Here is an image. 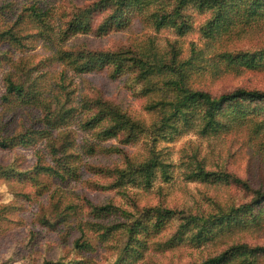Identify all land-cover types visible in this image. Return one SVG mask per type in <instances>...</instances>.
Returning <instances> with one entry per match:
<instances>
[{"label":"rangeland","instance_id":"1","mask_svg":"<svg viewBox=\"0 0 264 264\" xmlns=\"http://www.w3.org/2000/svg\"><path fill=\"white\" fill-rule=\"evenodd\" d=\"M100 1L0 0V34L13 35L0 39V142L31 138L0 147V264H200L236 245L264 247V205L254 210L255 221L243 215L242 224L224 223L202 238L199 227L179 219L222 215L249 203L251 191H264V104L225 105L205 133L199 107L183 110V118L172 106L180 87L213 97L264 92V9L235 1L206 38L202 28L212 13L193 3L182 7L179 34L155 26L152 16L176 0H139L119 16L112 2ZM73 19L76 30L68 27ZM89 51L124 52L145 66L116 77L112 66L76 70ZM227 53L256 54L257 65ZM6 79L33 99L8 96ZM99 105L142 128L104 138L105 120L87 125ZM150 160L158 166L147 186L129 166ZM38 166L58 174L37 173ZM199 169L239 178L251 191L229 179L200 180ZM162 209L176 215L158 218ZM85 241L91 252L75 247ZM227 264H264V253Z\"/></svg>","mask_w":264,"mask_h":264},{"label":"trees","instance_id":"2","mask_svg":"<svg viewBox=\"0 0 264 264\" xmlns=\"http://www.w3.org/2000/svg\"><path fill=\"white\" fill-rule=\"evenodd\" d=\"M139 0H102L99 4H106L110 5L112 2V5L115 6L116 10L115 12L118 13V16L121 15L124 10L127 9V7L130 4H133L138 2ZM235 1L238 0H176V2L173 4V7L168 9H163L160 13H156L155 15L152 14L154 17V20L156 22L155 26L163 27L165 25H169L171 27H174L179 34H182L185 27V21L183 19V16H181V10L182 7L186 6L189 3H193L197 5L199 9H206L210 10L212 13L211 18L206 23L205 27L202 28L204 31V36L210 37L212 36L213 31L218 27L219 22H223L226 19V11L228 9V6L233 4ZM244 1V0H242ZM253 3L249 4V7L252 8L253 12L256 10L264 9L263 4L264 0H252ZM97 6V4H96ZM31 12L34 16L39 18V14L36 13L34 8H31ZM85 14L84 12H82ZM151 18V17H150ZM78 21L73 19L68 23V27L70 30H76L78 26ZM117 24V23H116ZM76 25V27H75ZM4 36H9L10 38H13V35L9 32H3L0 34V39ZM233 57L230 54H225L224 56L228 60H237L235 58H239L240 64L247 65L250 68L255 67L257 64L255 63V57L256 54L252 55H240ZM140 62V63H139ZM89 63H92L90 66H112L113 67V75L119 74L124 68H142L144 67L141 64V61L132 56L131 58L127 59L126 53L124 52H118V53H110V52H90L88 53L87 61L83 63L80 67H77L76 70L80 72H86L87 70H90V66H88ZM125 64H129L128 66ZM151 67L148 68V71ZM146 71V69L144 70ZM116 77V76H115ZM5 91L6 94L10 97L14 96V98L20 99V100H32L33 95L31 93L30 96H28V92L25 90V88L21 84H15L11 82V80L6 79L5 80ZM178 96L176 102L172 105L174 109V117L180 114L185 118V112L183 110L192 109L193 107H199L201 109L202 113V119L204 120V125L202 131L205 133V131L208 128L214 129L215 119L217 116V112L225 105L229 104H238V103H262L264 104V92H260L258 90H245V89H236L230 93L222 94L218 97H213L208 93L205 92H199V91H191L186 88L180 87L178 89ZM25 97V98H24ZM6 97H4L5 99ZM101 113L95 115L90 121H88L87 125H92L93 123L99 124L102 121L107 122V127H105L101 131V135L104 136V138H108L112 134L116 132H125L127 135L130 134H138V131L142 128L138 123L132 121L127 115L121 113L119 110H117L115 107L110 105H99ZM98 107V109H99ZM108 136V137H107ZM31 138L25 135L16 136L13 138H7L0 142L1 148H11L17 145H27L30 143ZM155 160H150L147 163H144L139 166H129V172L132 175H138L142 178L144 184L147 186L150 185L151 178L154 175V171L157 168L158 164ZM57 163H60L59 161ZM63 163V162H62ZM64 166V164H61ZM36 172H41L44 174H58V172H55L53 167H46V166H38L35 168ZM34 169V170H35ZM195 176L198 177L200 180H211L212 178L215 180H223L227 181L228 179L231 180L234 184H237L241 186L244 190L251 191L249 188V185L240 180L239 178H236L234 176H229L226 174L222 175H215L214 173H207L204 172L203 169H199ZM252 197L249 203L242 205L240 208H231L229 211L222 215H207V216H181L179 219H184L185 226H188L189 224H192V227H199L197 230V235L199 238L201 237V234L204 236H207V233H204V231L208 232V234H212V236L215 234L214 230L217 227H221L224 223L230 224L229 222L233 221V225L242 224L243 223V215H249L251 218V221H255V209H259L260 206L264 205V191L260 190H253ZM95 210H105L102 208H95ZM157 217L163 218V217H173L176 215V212L168 209H162V210H156ZM138 222L133 223L131 225V228H129V232L132 234L135 229L138 226ZM111 227H103L102 230L104 232H109V229ZM180 241V240H179ZM179 243L178 241L174 244ZM75 247L82 249L86 252H91L93 248L88 242L83 243H75ZM129 247L126 245L125 249L122 250V255H127V249ZM264 253V247H255L251 248L247 245H236L234 247H231L230 249L214 256L211 258L206 259L204 262L200 264H227L230 260L234 258H248L250 256H255L258 254ZM121 261L118 260L114 264H120ZM43 264H63L61 262H44Z\"/></svg>","mask_w":264,"mask_h":264}]
</instances>
